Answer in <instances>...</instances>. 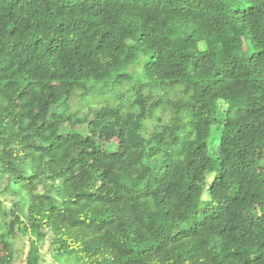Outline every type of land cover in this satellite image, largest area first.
Instances as JSON below:
<instances>
[{"label":"trees","instance_id":"trees-1","mask_svg":"<svg viewBox=\"0 0 264 264\" xmlns=\"http://www.w3.org/2000/svg\"><path fill=\"white\" fill-rule=\"evenodd\" d=\"M0 193V264H264V0H0Z\"/></svg>","mask_w":264,"mask_h":264},{"label":"rangeland","instance_id":"rangeland-1","mask_svg":"<svg viewBox=\"0 0 264 264\" xmlns=\"http://www.w3.org/2000/svg\"><path fill=\"white\" fill-rule=\"evenodd\" d=\"M104 99L97 98V100H94L93 102H90L91 104L93 103L94 106H100L101 102L103 103ZM227 108V105L223 102L219 103V109L221 112H224ZM219 143V136H211L210 139V152L211 154H214L215 148H217ZM0 201H3L5 204V207L9 206L10 204V198L5 196V194L0 193ZM4 221V218L0 215V242L2 239V229L1 225L2 222ZM41 250L43 253L42 257V264H77L76 260L74 257H60L58 255L50 254V249H49V244L47 241L42 242L41 244ZM28 250V237H22L19 236L16 240V255H15V263L14 264H24V260L26 257V252ZM3 253V247L0 245V256Z\"/></svg>","mask_w":264,"mask_h":264}]
</instances>
